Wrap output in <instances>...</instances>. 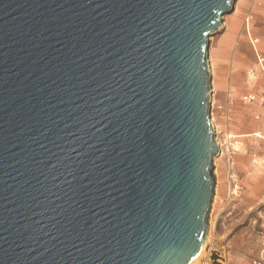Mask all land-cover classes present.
Wrapping results in <instances>:
<instances>
[{"label": "water", "instance_id": "obj_1", "mask_svg": "<svg viewBox=\"0 0 264 264\" xmlns=\"http://www.w3.org/2000/svg\"><path fill=\"white\" fill-rule=\"evenodd\" d=\"M234 2L0 0V264H192Z\"/></svg>", "mask_w": 264, "mask_h": 264}, {"label": "rangeland", "instance_id": "obj_2", "mask_svg": "<svg viewBox=\"0 0 264 264\" xmlns=\"http://www.w3.org/2000/svg\"><path fill=\"white\" fill-rule=\"evenodd\" d=\"M235 3L228 25L210 36L211 111L222 152L214 157L208 239L196 264H264V0Z\"/></svg>", "mask_w": 264, "mask_h": 264}, {"label": "bare ground", "instance_id": "obj_3", "mask_svg": "<svg viewBox=\"0 0 264 264\" xmlns=\"http://www.w3.org/2000/svg\"><path fill=\"white\" fill-rule=\"evenodd\" d=\"M234 11L235 10V12H237L238 10H239V4L237 3H235L234 2V4H233V6H232V9H230L229 11H227L226 13H228V12H230V11ZM226 13H224L223 14V16H222V20H221V23H220V26L218 27V28H223L224 26H226V25H228V21H227V18H226V16H225V14ZM225 19V20H224ZM217 28V29H218ZM216 29V30H217ZM216 32V31H215ZM210 41H211V38H210ZM211 52V53H210ZM209 52V54H208V65H209V70L211 71V72H213V69H212V67L211 66H213V63H212V59H213V54H212V51H210ZM211 75H212V73H211ZM211 90H212V92H211V100H212V98H213V95H214V92H215V90H216V87H215V85H214V83L213 82H211ZM211 122H212V125H213V128H214V130H215V133H216V140H217V143H218V145H219V147H220V153L222 152V144H221V141H220V139H219V136H218V134H217V128H216V124L214 123V119H213V117H212V114H211ZM258 135V134H257ZM208 239V238H207ZM207 239H206V241H205V243H204V245H203V248H202V250L200 251V253L198 254V256L194 259V261L192 262V264H196L198 261H199V259H200V257L203 255V253H204V251H205V247H206V242H207Z\"/></svg>", "mask_w": 264, "mask_h": 264}]
</instances>
